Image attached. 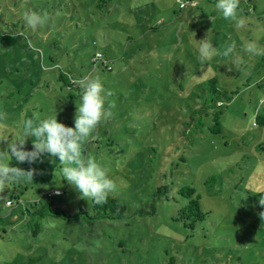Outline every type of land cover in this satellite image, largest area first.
Segmentation results:
<instances>
[{
	"label": "rangeland",
	"instance_id": "obj_1",
	"mask_svg": "<svg viewBox=\"0 0 264 264\" xmlns=\"http://www.w3.org/2000/svg\"><path fill=\"white\" fill-rule=\"evenodd\" d=\"M240 7L247 24L238 29L207 0H0V132L14 139L22 120L55 115L74 127L81 93L60 76H99L113 93L106 107H115L83 152L107 169L118 185L110 196L128 207L122 220L48 217L34 237L27 208L52 200L69 214L92 213V202L63 178L58 157L31 165L9 158L10 166L44 174L0 194L14 203L0 201V264H264L257 215L264 193H256L264 190V125H256L264 115V56L243 51L249 41L264 47V0ZM29 9L47 11L49 21L28 28ZM208 32L217 54L202 65L196 40ZM232 40L236 51L224 57ZM210 84L223 91L222 133L209 131V117L204 133L190 137L184 123ZM187 185L208 215L194 232L175 220Z\"/></svg>",
	"mask_w": 264,
	"mask_h": 264
},
{
	"label": "clouds",
	"instance_id": "obj_2",
	"mask_svg": "<svg viewBox=\"0 0 264 264\" xmlns=\"http://www.w3.org/2000/svg\"><path fill=\"white\" fill-rule=\"evenodd\" d=\"M240 5L241 0H216L215 9L224 19L232 21L236 28L241 29L246 26L247 17L243 14L244 10ZM23 19L28 28L35 30L44 26L50 17L47 11L29 9L23 14ZM209 32L203 39H195L199 45V61L202 65L217 54L216 48L209 39ZM20 35L23 36V33ZM28 46L42 58L43 50L38 49L30 39ZM236 47V42L232 40L222 55L229 57L236 51ZM243 51L254 56H264V47H260L256 41L247 42L243 46ZM236 62L239 63L238 60ZM41 67L47 68L43 62ZM52 67L60 68L61 66L53 65ZM64 75L81 93L80 104L77 106L74 118L75 126L68 127L58 122L55 115L44 119L22 120V130L14 139H9L5 133L0 132V142L7 141L6 149L0 150V194L4 193L9 185L30 183L35 175L44 174L35 168L25 170L10 166V160L15 159L18 163L27 162L31 165L38 160L42 162L41 157L47 154L59 158L63 178L79 192L80 198L102 206L107 203L110 194L118 190V185L109 177L107 169L102 167L93 156L84 154L83 148L90 139H95L93 133L99 124L111 117V109L115 107V103L108 102L106 107V101L113 93L104 88L99 76L91 73L80 78H73L66 72ZM261 103L264 104V100H261ZM3 119L4 114L0 113V120ZM29 137L34 138L30 151L25 149L26 140ZM256 193H264V190ZM0 201L8 205L12 204V201L4 195H0ZM259 204L264 206V195L260 196ZM257 215L261 221H264V211Z\"/></svg>",
	"mask_w": 264,
	"mask_h": 264
},
{
	"label": "trees",
	"instance_id": "obj_3",
	"mask_svg": "<svg viewBox=\"0 0 264 264\" xmlns=\"http://www.w3.org/2000/svg\"><path fill=\"white\" fill-rule=\"evenodd\" d=\"M105 2L110 0H103ZM212 4L216 3V0H207ZM9 36V35H5ZM94 58V57H93ZM92 61L96 64L97 61ZM60 79L65 82L67 86L71 88L73 85L69 82L68 78L62 73ZM230 96L227 100H230ZM223 107V91L217 86L210 84L205 89L204 99L200 104V107L195 109L188 121L184 123L186 130L189 131L190 137L204 133L206 128L205 120L212 117L213 125L209 127V131L214 135L222 133V116L224 111ZM256 125H264V115L256 116ZM179 194L187 200V204L184 205L176 215L175 220L181 222L184 227L194 232L197 226L207 219V213L203 210L201 204V196L198 195L197 190L192 186H184L179 190ZM12 206L14 203L12 202ZM128 207L118 198L109 196L106 204L102 206L94 205L92 203V213L81 210L80 213L69 214L62 208H55L53 201L47 203L37 202L32 205L31 208H27V225L31 230L34 237H37L42 231L41 222L43 219L53 217L55 219H79L80 215L84 214L88 221L98 220H122L127 217ZM155 204H152V214H155ZM3 216L0 215V223H3ZM167 264H176L175 258H171Z\"/></svg>",
	"mask_w": 264,
	"mask_h": 264
},
{
	"label": "built area",
	"instance_id": "obj_4",
	"mask_svg": "<svg viewBox=\"0 0 264 264\" xmlns=\"http://www.w3.org/2000/svg\"><path fill=\"white\" fill-rule=\"evenodd\" d=\"M181 5H183V6H181V8H184V7H185V4H184V3L181 4ZM99 57H101V54H100V53H96V55H95V57L93 58V60H94V61H100V60L98 59ZM57 193L60 194V191H56V192H55L56 195H59V194H57Z\"/></svg>",
	"mask_w": 264,
	"mask_h": 264
}]
</instances>
